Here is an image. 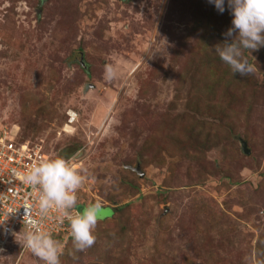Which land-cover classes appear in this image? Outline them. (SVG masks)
<instances>
[{
    "label": "rangeland",
    "instance_id": "rangeland-1",
    "mask_svg": "<svg viewBox=\"0 0 264 264\" xmlns=\"http://www.w3.org/2000/svg\"><path fill=\"white\" fill-rule=\"evenodd\" d=\"M231 20L227 0L223 13L208 0H0V133L76 152L78 209L97 204L105 221L61 264H243L264 249V46L244 52L252 74L233 75L211 50Z\"/></svg>",
    "mask_w": 264,
    "mask_h": 264
},
{
    "label": "clouds",
    "instance_id": "clouds-1",
    "mask_svg": "<svg viewBox=\"0 0 264 264\" xmlns=\"http://www.w3.org/2000/svg\"><path fill=\"white\" fill-rule=\"evenodd\" d=\"M208 2L218 12L225 11V0ZM227 7L232 16V27L223 33L224 41L214 45L211 50L229 66L233 75L248 76L254 69L244 52L248 51L251 55L264 46V0H227ZM105 74L109 78L114 74L111 66L105 67ZM22 179L35 190L38 205V219L32 218L30 211H25V230L22 234L13 233L15 237H21L25 248L44 264H61L63 244L41 228L42 220L52 210L59 213L61 223L67 221L69 236L76 251H84L95 244L93 232L97 225L99 205H89L82 212L74 211L76 193L84 177L68 160L61 156L42 157L28 166L27 171L22 173ZM243 264H264V249L251 251L243 257Z\"/></svg>",
    "mask_w": 264,
    "mask_h": 264
},
{
    "label": "built area",
    "instance_id": "built-area-1",
    "mask_svg": "<svg viewBox=\"0 0 264 264\" xmlns=\"http://www.w3.org/2000/svg\"><path fill=\"white\" fill-rule=\"evenodd\" d=\"M10 135L11 132L6 130L0 133V264H18L25 255L38 258L24 247L21 237L13 235L19 232L22 234L25 230L27 224L25 211H30L31 217L38 219L36 192L23 181L22 173L42 157H55L44 152L41 147L34 146L28 141H21L16 134L15 138ZM73 157L74 155L64 159L76 169ZM41 228L59 240L63 248L71 239L67 221L61 223L59 213L55 210L44 217ZM14 248L20 250L15 261L12 260Z\"/></svg>",
    "mask_w": 264,
    "mask_h": 264
},
{
    "label": "trees",
    "instance_id": "trees-1",
    "mask_svg": "<svg viewBox=\"0 0 264 264\" xmlns=\"http://www.w3.org/2000/svg\"><path fill=\"white\" fill-rule=\"evenodd\" d=\"M76 152H74V151H70L69 153H68V151H65V152H63V153H61V155H58V156H61V157H63V158H68V157H71L72 155H74ZM79 205H76V210L77 211H79ZM122 209H123V207L121 208H115V209H113V212L115 213V212H118V213H120L121 211H122ZM112 218H114V215L112 216ZM111 218V219H112ZM103 222H105V221H103ZM103 222H97V223H103ZM68 243H72V240L70 239L67 243H66V245L64 246V248L68 245ZM63 248V249H64ZM19 252H20V250L19 249H16V248H14L13 249V253H12V260L13 261H15V259H16V257H17V255L19 254Z\"/></svg>",
    "mask_w": 264,
    "mask_h": 264
},
{
    "label": "water",
    "instance_id": "water-1",
    "mask_svg": "<svg viewBox=\"0 0 264 264\" xmlns=\"http://www.w3.org/2000/svg\"><path fill=\"white\" fill-rule=\"evenodd\" d=\"M239 143H240V146H241V151H242V153L243 154H245V155H248L249 154V151H248V149H247V145H246V143L243 141V140H241V139H239ZM132 172H134V173H136L140 178H142L143 177V175L141 174V172H140V167L137 165V167L136 168H129Z\"/></svg>",
    "mask_w": 264,
    "mask_h": 264
}]
</instances>
